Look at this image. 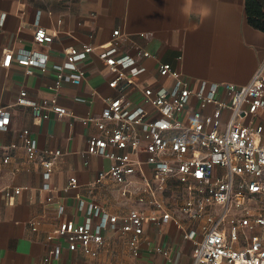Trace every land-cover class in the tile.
<instances>
[{
  "label": "crops",
  "instance_id": "crops-1",
  "mask_svg": "<svg viewBox=\"0 0 264 264\" xmlns=\"http://www.w3.org/2000/svg\"><path fill=\"white\" fill-rule=\"evenodd\" d=\"M254 1L264 12V0ZM0 14V60L4 48L47 55L45 70L34 66L28 74L15 58L0 68V106H7L10 114V123L0 129V145H17L10 162L0 165V187H20L13 204L0 193V264H41L45 256L50 257L49 264H191L193 244L170 220L160 225L144 222L137 256L128 248L129 234L109 225L102 230L104 243L94 257L69 250L64 237L55 233L63 221L82 223L89 204L118 218L142 206L122 197L109 177L97 181L112 160L86 153L89 138L98 130L81 118L98 116L104 98L118 93L108 86L113 73L93 52L75 64L84 71L79 83L63 80L54 88V65L66 61L67 47L115 46L116 55L138 61L142 69L132 80L141 87L172 84L170 75L159 73V63H169L193 87L200 81L243 84L264 57V16L250 17L246 0H0ZM37 26L53 34L51 42L34 43ZM114 30H119L116 36ZM142 51L150 55L143 56ZM22 89L28 100L54 99L70 114L62 119L51 114L33 124L31 108L13 104ZM122 92L132 103H143L135 85H123ZM23 129L29 130L40 150H61L48 179L39 164L25 160ZM71 177L76 178L73 187L68 184ZM103 222L93 218L94 224ZM48 234L53 237L48 239ZM56 246L60 255L53 258ZM156 246L167 250L168 257Z\"/></svg>",
  "mask_w": 264,
  "mask_h": 264
},
{
  "label": "built area",
  "instance_id": "built-area-1",
  "mask_svg": "<svg viewBox=\"0 0 264 264\" xmlns=\"http://www.w3.org/2000/svg\"><path fill=\"white\" fill-rule=\"evenodd\" d=\"M118 32L114 30L113 35ZM52 37L37 26L33 41L46 44ZM93 52L113 73L108 86L118 93L104 98L98 116L81 118L83 123L93 122L98 130L89 138L86 153L112 160L97 181L109 177L122 197L133 198L142 207L131 208L118 218L89 204L82 223L63 221L55 233L64 237L69 250L94 257L104 243L102 230L109 225L129 234L128 248L137 256L144 222L160 225L170 220L193 244L191 264H264V57L243 84L200 81L193 87L169 63H159V73L170 75L172 84L141 87L132 80L142 69L138 61L127 54L116 55L115 46L67 47L66 61L54 65V88L63 80L79 83L84 71L75 64ZM141 54L150 55L147 51ZM13 58L28 74L34 66L45 70L47 63V55L32 49L14 53L4 48L0 68L10 66ZM64 69L73 72L65 74ZM121 81L140 90L142 104L127 98ZM13 104L30 107L36 125L51 114L57 119L70 114L54 99L28 100L24 89ZM9 123L7 106H0V129ZM15 148V143L0 145V165L10 162ZM21 148L26 161L42 167L45 179L62 154L59 149L40 150L28 129L21 132ZM68 184L75 186L76 178L71 177ZM19 192L20 187H0L8 204L14 203ZM94 217L104 222L94 224ZM31 229L36 230L34 222ZM154 249L168 257L167 250ZM51 255L59 257L58 246ZM49 262L45 256L41 264Z\"/></svg>",
  "mask_w": 264,
  "mask_h": 264
},
{
  "label": "trees",
  "instance_id": "trees-1",
  "mask_svg": "<svg viewBox=\"0 0 264 264\" xmlns=\"http://www.w3.org/2000/svg\"><path fill=\"white\" fill-rule=\"evenodd\" d=\"M246 11L250 17L253 15L257 18L264 16V12L260 10V7L254 0H246Z\"/></svg>",
  "mask_w": 264,
  "mask_h": 264
}]
</instances>
